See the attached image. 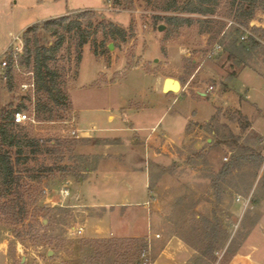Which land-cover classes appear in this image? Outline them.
<instances>
[{"label": "rangeland", "instance_id": "374dc122", "mask_svg": "<svg viewBox=\"0 0 264 264\" xmlns=\"http://www.w3.org/2000/svg\"><path fill=\"white\" fill-rule=\"evenodd\" d=\"M118 1L0 0V110L25 107L22 111L31 120L18 132L52 140L48 146H57L58 141L64 144L62 153L39 155L37 162L29 164L35 179H26L30 195L24 223L8 221L4 203L0 205V264H85L94 253L85 237L142 234L155 242L156 233L162 242L172 241L168 252L178 264H247L243 258L235 261V255L252 246L257 248L255 258L264 261V218L262 228L252 229L264 207L260 201L256 208L264 190V163L260 166L257 158L258 153L264 154V100L258 98V92L264 95L263 51L257 50L247 66L229 59L223 48L214 53L222 25L236 24L237 6L232 11V0H221L214 15L205 17L184 11L189 0ZM258 3L261 8L248 27L241 28L245 39L254 36L264 46V33L254 31H264V0ZM81 11H90L80 21L91 39L80 65L74 32L66 34L55 63L72 110L57 108L54 120L41 119L47 114L35 110L34 76L27 66L18 64L25 50L24 34L36 24ZM171 16L191 18L194 23L171 26L165 22ZM101 20L123 29L126 39L105 38L108 29L103 32V28L95 33ZM203 20L214 22L208 33H201ZM160 26H165L162 32ZM44 39L46 46L55 42L49 35ZM13 55V79L7 83L1 63ZM167 78L178 80L181 91L164 93ZM197 92L208 96L199 97ZM242 102L243 109H237ZM190 121L210 123L189 124L191 132L185 135ZM131 124L139 136L131 131ZM152 130L155 142H145L144 136ZM161 140L170 153L156 146ZM248 156L252 160L241 161L242 166H236L222 182L234 192L222 195L220 203L213 180L225 164ZM55 161L62 167L81 166V177L63 178L61 172L45 171ZM138 165L139 170H134ZM260 173L262 177L250 190ZM237 195H242L238 196L239 212L231 214ZM139 202L148 203V210L134 206ZM215 225L223 239L213 258L203 254L211 239L205 238L206 233L212 232L206 226ZM31 228V237L13 233L25 234ZM160 249L149 246V264ZM105 259L112 264L114 253Z\"/></svg>", "mask_w": 264, "mask_h": 264}, {"label": "trees", "instance_id": "16d2710c", "mask_svg": "<svg viewBox=\"0 0 264 264\" xmlns=\"http://www.w3.org/2000/svg\"><path fill=\"white\" fill-rule=\"evenodd\" d=\"M221 0H189L185 4L184 11L189 14H198L201 16H213ZM118 0L116 3L118 4ZM234 6H237L235 11L236 24H231L227 28L226 24H223L218 34L222 35L219 44L223 48V52L229 55V59H233L238 64L246 63L248 59L257 56V50H262L264 53V46L261 41L254 36H248L246 39H242L243 30L242 27H248L249 22L254 18V15L261 6L258 0H232L231 9L233 11ZM90 11H81L79 13L61 16L48 20L44 23L36 24L31 27L24 34V53L19 55L18 64L25 65L30 69V72L34 76V85L38 100L35 105V110L38 113H44L45 118L49 121L55 119L54 114L57 112V108H64L66 110H72V100L66 92L65 82L62 80V76L58 68L55 66L57 56L64 47L66 41V34L75 33L78 38L77 44V63L80 65L84 48L90 43V32L83 28V24L80 21L83 18L90 16ZM165 22L171 26L183 27L191 26L194 21L191 18H183L178 16L166 17ZM202 26L205 27L201 33H208L212 21L203 20ZM94 24V23H93ZM93 24H90L92 26ZM103 28V32L108 29V33L105 34V38L110 37L113 40L117 39V36L121 40L126 39V32L117 27L116 25L101 20L95 33L101 32L99 29ZM254 31L258 33H264L261 29L257 28ZM32 35L33 38H30ZM45 35H49L55 38V42L51 46H46ZM74 36V37H76ZM32 39V40H31ZM11 60V61H10ZM9 60L10 66L6 69L7 83H11L14 72V59L11 57ZM23 106H19L16 109H2L0 110V205H3L4 215L7 216L8 221L15 222L16 224H22L28 218L26 212V199L29 194L27 188H29V182L26 179L34 181L35 177L32 172L35 170L29 167L31 162H37L39 155L50 154L55 155L62 153L63 150L60 141L57 146H48V143L52 140H42L30 136L26 131L18 132V130H24L22 124H18L14 120V114L16 112H23ZM35 111V112H36ZM34 112V114H35ZM36 116V114H35ZM40 119V117H39ZM214 119V118H213ZM212 119V120H213ZM210 123V122H209ZM209 123L206 125L209 126ZM192 123H190L191 125ZM194 124V123H193ZM190 129L187 128V134H190ZM264 139L261 141L262 145ZM233 144H238L236 141ZM59 147V148H58ZM264 148V147H263ZM249 151H253L252 148H247ZM247 151V150H246ZM252 156L236 158L235 162L225 164L223 169L218 173L213 180V188L216 189L220 203L222 202L221 196L230 193L233 194L231 187L222 186V182L227 181L228 174L233 171L236 166H242L246 159ZM257 158L260 166L264 163V154L258 153ZM238 161V162H237ZM243 161V162H241ZM235 163V164H234ZM245 164V163H244ZM58 162L45 168V171L49 173L61 172L63 178L68 175L74 178L81 177V166H58ZM87 170L85 166L83 171ZM39 170H36L38 172ZM41 170L39 171V173ZM25 173L28 175L25 176ZM36 175V174H35ZM250 186V190H251ZM30 195V194H29ZM234 196V195H233ZM30 198V197H29ZM4 200V202H2ZM2 202V203H1ZM207 229H212V232L207 231L205 238H211L210 242L206 243L204 256L213 257V253L223 239L221 231L218 232L217 226H206ZM16 236L31 237L34 230L31 228L25 234L19 230L15 232ZM222 235V236H221ZM86 245L91 248L94 253L88 256L85 264H106L105 259L111 253H114L115 260L112 264H141V256L144 251L149 249L148 238H107V239H88L85 240Z\"/></svg>", "mask_w": 264, "mask_h": 264}, {"label": "crops", "instance_id": "0c3cea01", "mask_svg": "<svg viewBox=\"0 0 264 264\" xmlns=\"http://www.w3.org/2000/svg\"><path fill=\"white\" fill-rule=\"evenodd\" d=\"M183 88V87H182ZM198 94V96L199 97H202V98H206L208 95L207 94H204L203 92L202 93H200V92H197ZM168 94H170V93H168ZM258 98H259V100H261V101H263L264 100V95L263 94H260V92H258ZM206 96V97H205ZM249 98V97H248ZM256 101V100H255ZM243 102L242 103H239V104H237L236 105V108L237 109H239V110H242L243 109ZM146 107V106H145ZM145 107H143V108H141V109H138V110H142V109H144ZM124 116H126L125 114H123ZM165 115H162V117L161 118H163ZM126 118V117H125ZM161 118H160V120H161ZM110 119H113V117H110ZM160 120L157 122V125L160 123ZM210 121H207L205 124H201V123H195V122H193V121H190L188 124H187V128H188V125L190 124V123H194V124H197L198 125V127H201L202 125H206L207 123H209ZM157 125H155L154 127H153V130H154V128L157 126ZM187 128H186V132H185V135L187 134ZM131 131H133L134 133V135H138V132H135V129L133 128V125L131 124ZM152 130V132H151V134H148V135H146V136H144V139H145V142H146V139H148V141H152V142H155L154 140L156 139V138H154V137H156L155 136V133H156V131H153ZM77 132L79 133V130H77ZM81 136H83V137H86V136H89V134L87 133V132H81V133H79ZM139 136V135H138ZM142 137V136H141ZM167 138V137H166ZM154 139V140H153ZM167 141L169 142V144H174V143H172V142H170L169 140H168V138H167ZM157 143H155L156 144V146L157 147H159V148H161V149H163V150H165L167 153L169 152L170 153V151H168V149H167V147L165 146V144H164V141L162 142V140L161 141H156ZM148 144H149V142H148ZM116 147H119L118 145L116 146ZM147 147V146H146ZM149 148V147H148ZM158 149V148H157ZM150 154H151V152H149V150L147 151V149L145 150V155L146 156H149L150 157ZM174 155V154H173ZM136 165V164H135ZM146 166H148V163L146 164ZM136 167H139V165L138 166H135V168H134V170H139V169H137ZM142 169V168H141ZM145 170H146V174H147V176L149 175V172L147 171L148 169H146L145 168ZM236 172H238L237 170H236ZM262 173H260V175H257V177H255V179H253V185H251V188L253 189V186H255V184H256V182L258 181V179H260L261 177H262V175H261ZM261 176V177H260ZM263 189H264V187H263ZM238 196H240V197H242V195H237V197ZM249 198V197H248ZM260 198V200L258 201H256V208H259L260 207V205H261V203H260V201L261 202H263L262 203V206H264V190H263V193H262V195L259 197ZM237 202V201H236ZM147 203V202H146ZM131 204H133V203H131ZM239 205H241L239 202H237V204L235 203V204H233V207H232V209H231V214H234V212H239V208H238V206ZM134 206H143V207H148L149 206V204L147 203V204H145V203H143V202H139V203H135L134 204ZM75 207H80V206H75ZM82 207H85V206H82ZM111 209H115V207L113 206H111L110 207ZM107 209V208H106ZM245 209L246 208H244L243 209V212L245 211ZM252 210H253V208H251ZM147 210H148V208H147ZM254 210H255V208H254ZM253 210V211H254ZM263 215L262 216H256L257 218L254 220V222L252 223V229L254 230V231H256V230H259L260 228H262L261 226H262V224H263V218H264V207H263V213H262ZM148 215V214H147ZM149 216V215H148ZM262 230V232L264 231L263 229H261ZM263 234H264V232H263ZM159 234L158 233H156L155 234V239H156V241L154 242L153 240H151L150 239V237L148 236V235H133V236H121L122 238H148V240H149V244H150V246H151V250H152V247L154 246H158V247H161V249H160V253H159V255H158V257L153 261V263L152 264H161V262H163L164 264H178L177 262H175V260H176V258L173 256V255H171L169 252H168V248L171 246V243H172V241H168V242H162L161 240V235L160 236H158ZM158 236V237H157ZM112 237H116V236H114V235H111L109 238H112ZM85 238H87V239H107V238H104V237H85ZM118 238V237H117ZM257 251V248L256 247H254V246H252V247H250L247 251L245 250V252L242 254V253H238V254H236L235 256V261L236 260H240L241 258H243V261H245L247 264H260V263H262V264H264V261L262 260V259H260V258H255V256H254V253ZM160 260H161V262H160ZM175 262V263H174Z\"/></svg>", "mask_w": 264, "mask_h": 264}, {"label": "built area", "instance_id": "2783aa9c", "mask_svg": "<svg viewBox=\"0 0 264 264\" xmlns=\"http://www.w3.org/2000/svg\"><path fill=\"white\" fill-rule=\"evenodd\" d=\"M243 39H245V36L243 37ZM216 51H218V52H221V51H222V47H221V45H216V47H215V52H214V53H216ZM12 57H13L14 60L16 59V55H15V56L13 55ZM9 66H10V62H9V60H8L7 58H5V59L2 61V63H1V67H3L4 69H7ZM5 79H6V76H5ZM32 87L35 88V85L32 84ZM14 120H15V122L18 123V124H25V123L29 122V121L31 120V118H30V116H28V115H27L26 113H24V112H16V113L14 114ZM72 134H73V135H76L77 132L73 131ZM263 143H264V141H263ZM67 194H68V192H67ZM237 201L240 202V201H241V198L238 197V198H237ZM249 202H250V200L247 201L246 207L248 206ZM82 232H83V229L80 228V229H79V233L81 234ZM141 258H142V260H143L142 264H149V258H148V256H147V252H146V251H144V252L142 253Z\"/></svg>", "mask_w": 264, "mask_h": 264}, {"label": "water", "instance_id": "95a60500", "mask_svg": "<svg viewBox=\"0 0 264 264\" xmlns=\"http://www.w3.org/2000/svg\"><path fill=\"white\" fill-rule=\"evenodd\" d=\"M165 29V26H160L159 31H163ZM113 47V45H110V49ZM173 84V86H171L170 84ZM182 89L181 83L176 80V79H172V78H167L164 82V87H163V91L164 93L168 94V93H177L180 92ZM52 252H49V255H51Z\"/></svg>", "mask_w": 264, "mask_h": 264}, {"label": "bare ground", "instance_id": "6f19581e", "mask_svg": "<svg viewBox=\"0 0 264 264\" xmlns=\"http://www.w3.org/2000/svg\"><path fill=\"white\" fill-rule=\"evenodd\" d=\"M170 85H171V86H173V84H172V83H171Z\"/></svg>", "mask_w": 264, "mask_h": 264}]
</instances>
